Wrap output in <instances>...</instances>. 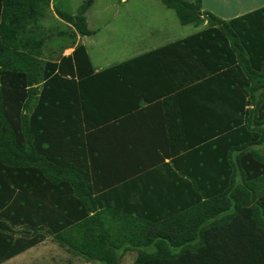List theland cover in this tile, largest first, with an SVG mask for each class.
<instances>
[{"label":"trees","instance_id":"obj_1","mask_svg":"<svg viewBox=\"0 0 264 264\" xmlns=\"http://www.w3.org/2000/svg\"><path fill=\"white\" fill-rule=\"evenodd\" d=\"M159 1L207 28L96 72L83 44L72 55L47 48L55 0H0V264L49 237L88 264H120L130 250L134 264H264V7L225 21L202 0ZM92 4L76 14L54 5L72 29L58 35L72 45L93 35ZM146 63L188 127L166 153L182 196L146 198L144 213L111 204L106 192L138 173H109L93 146L140 106L128 96ZM101 78L124 97L85 100L82 81Z\"/></svg>","mask_w":264,"mask_h":264},{"label":"crops","instance_id":"obj_2","mask_svg":"<svg viewBox=\"0 0 264 264\" xmlns=\"http://www.w3.org/2000/svg\"><path fill=\"white\" fill-rule=\"evenodd\" d=\"M122 1L127 2V0ZM202 3L204 11L211 12L225 21H231L264 7V0H202ZM51 5L54 6V3ZM206 28L207 21L202 24V28L192 34L174 36L169 40H165V42L147 41L143 50L124 61L184 39ZM250 29H252L251 25ZM82 37L78 35L75 45H67L63 55H72L76 45H84ZM216 60L215 58L208 59L207 63L214 65ZM124 61L114 64L100 63L98 66H95L92 62V65L98 72ZM160 74L157 67L146 63V78L133 79L131 83L135 85V88L128 96L129 101L133 104L140 99V106L128 114L125 121L120 123L118 127L104 129L102 134L105 135L101 140L96 141L93 146L99 153V158L96 159L95 163L107 165L109 173L117 175L124 172L127 174L131 172L138 173L133 178H128L125 183L120 181L114 186L115 189L106 192L109 193L108 198L111 199L112 205L129 206L127 211L130 212L146 213V198L174 197L176 199L183 194L182 181L169 173L166 166V163H172L170 156L166 153L181 148V136L177 134H183L184 128L188 125L182 121L181 108L178 103L179 98H175V94L168 93L171 89L170 83L160 77ZM82 82H84L82 84L90 86L84 94L85 100L91 101L92 99L94 102L100 103L105 98L113 100L124 97L121 91H116L115 88L121 83L110 79H89ZM123 105V102L118 103V105L107 102L103 107L114 110L115 106L121 108ZM155 169L159 170L148 174ZM115 180L116 177L108 176L101 178L100 182H113ZM154 183L157 185L152 186ZM137 254L136 250H130L125 254L126 257L124 256L125 258L123 257L122 261L128 258L127 261L129 260L130 264H134Z\"/></svg>","mask_w":264,"mask_h":264},{"label":"rangeland","instance_id":"obj_3","mask_svg":"<svg viewBox=\"0 0 264 264\" xmlns=\"http://www.w3.org/2000/svg\"><path fill=\"white\" fill-rule=\"evenodd\" d=\"M84 1L55 0L54 5L67 13L76 14ZM47 13L44 23L46 26H52L51 32L48 33L52 40L48 41L47 48L59 50L72 44L70 38L58 35L61 28L68 32L72 29L60 21L61 18L56 14L53 5ZM87 19L88 28L94 34L81 37L95 66L100 63L114 64L124 61L143 50L147 41L165 42L174 36L192 34L202 28V24L183 25L176 11L167 8L159 0H93L87 12ZM127 259L120 264H130ZM2 264L88 263L71 255L49 237L44 243Z\"/></svg>","mask_w":264,"mask_h":264}]
</instances>
